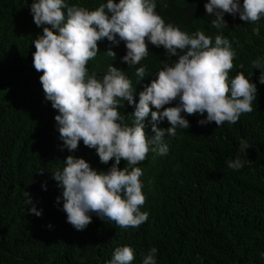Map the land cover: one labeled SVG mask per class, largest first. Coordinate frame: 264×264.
Here are the masks:
<instances>
[{"label": "trees", "instance_id": "trees-1", "mask_svg": "<svg viewBox=\"0 0 264 264\" xmlns=\"http://www.w3.org/2000/svg\"><path fill=\"white\" fill-rule=\"evenodd\" d=\"M33 2L0 0V264H109L116 248L124 246L134 252L131 264H143L153 247L156 264H264V84L259 82L261 69L251 67L252 61L264 58V16L253 23L226 13L227 26L216 29L211 24L214 15L205 9L209 0H154L166 24L190 36L203 31L213 45L216 35L229 39L236 53L229 80L244 71L256 84L253 111L220 127L215 122L198 123L207 113H182L190 127L177 128L175 136L165 133L168 152L159 155L150 150L144 161L132 166L142 170L139 179L146 200L140 211L148 213V220L139 227L120 228L90 213L92 223L77 230L67 222L63 189L54 172L63 170L69 155L104 172L115 160L101 163L96 149L82 140L74 152L64 146L55 120L59 112L46 99L43 73L34 68V40L45 26L34 23ZM65 2L95 10L107 0ZM116 39L118 44L107 38L98 41L100 51L88 61V75L102 79L110 65L118 67L132 81L138 103L140 92L165 62L173 61L167 60L163 46L148 42V56L129 66L122 62L126 42L118 35ZM109 49L116 56L109 55ZM140 67L146 76L138 83ZM121 103L124 123L132 126L135 106ZM178 103L177 99L164 107ZM150 120L145 122L149 139L154 135ZM158 127L171 125L165 118ZM241 140L250 145L246 153L239 152ZM237 156L244 167L233 170L227 162ZM126 164L122 159L119 167ZM26 191L33 201L30 205ZM32 207L42 214L36 216Z\"/></svg>", "mask_w": 264, "mask_h": 264}, {"label": "clouds", "instance_id": "clouds-1", "mask_svg": "<svg viewBox=\"0 0 264 264\" xmlns=\"http://www.w3.org/2000/svg\"><path fill=\"white\" fill-rule=\"evenodd\" d=\"M156 4L154 0H107L89 10L69 6L65 0H35L30 6L34 23L45 26L34 40V68L43 73L40 81L46 99L59 112L55 120L64 146L74 152L82 140L85 146L96 149L101 163L115 160L104 172L94 170L84 158L69 155L63 170L54 172L63 189L67 222L77 230L92 223L90 213L114 221L120 228L139 227L148 220V213L140 211L146 200L139 179L142 170L132 166L144 161L150 150L159 155L168 152V145L163 143L165 133L175 136L177 128L190 127L182 113H207L198 123L215 122L220 127L225 122L235 124L241 114L253 111L256 84L244 71L229 80L236 56L229 39L216 35L213 45L203 31L190 36L166 24L156 12ZM205 9L215 17L212 27L222 29L227 26L226 13L234 17L239 14L245 22L259 21L264 16V0H243L242 5L239 0H209ZM117 35L126 42L127 54L122 62L129 66L148 56V42L157 48L163 46L167 60L173 61L171 65L165 62L156 78L140 92L138 103L132 81L118 67L110 65L102 79L88 75L86 65L100 51L98 41L107 38L118 44ZM107 53L116 56L111 49ZM251 67L261 69L259 82L264 84V58L252 61ZM136 76L139 83L146 76L145 68H138ZM177 99V106L164 107ZM121 101L135 106L132 126L124 123L119 111L124 105ZM149 117L154 133L150 139L145 131ZM165 118L171 127L161 129L158 124ZM249 148L247 141L241 140L239 152L246 153ZM122 159L127 162L123 169L119 167ZM227 166L240 170L244 162L237 156ZM24 195L27 204H32L30 194L26 191ZM31 212L42 214L35 207ZM156 253L157 249L151 248L143 264H156ZM133 259L131 247H118L109 264H131Z\"/></svg>", "mask_w": 264, "mask_h": 264}]
</instances>
